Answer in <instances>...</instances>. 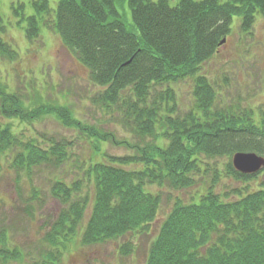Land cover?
<instances>
[{"label": "trees", "instance_id": "obj_1", "mask_svg": "<svg viewBox=\"0 0 264 264\" xmlns=\"http://www.w3.org/2000/svg\"><path fill=\"white\" fill-rule=\"evenodd\" d=\"M14 12L21 15L30 44L39 43L46 30L60 37L97 89L93 102L119 115V123L131 126L142 141L131 146L133 154L112 156L101 146L119 145L113 134L84 126L64 106H36L31 96L27 105L26 96L0 77L2 118L30 131L35 122L52 116L93 140L100 157L72 162L73 145L16 134L10 124L0 123V156L17 151L10 169L29 179L36 169L61 170L72 163L78 170L74 181H50L48 198L57 207L41 216L47 229L43 264H57L73 243L91 247L148 231L163 202L151 192L154 185L202 189L188 202L175 200L146 264H264V181L255 184L264 170L243 175L232 164L237 153L264 157V111L225 103L218 84L201 76L235 19L247 33L264 18V0H18ZM5 32L0 11V61L15 64L20 55ZM187 80L195 83L194 103L182 115L175 87ZM225 176L245 189L232 197L221 192ZM32 194L29 201L45 203L33 188ZM8 239L0 235V264L23 260L19 250L7 247ZM119 251L128 257L134 248L128 242Z\"/></svg>", "mask_w": 264, "mask_h": 264}, {"label": "rangeland", "instance_id": "obj_2", "mask_svg": "<svg viewBox=\"0 0 264 264\" xmlns=\"http://www.w3.org/2000/svg\"><path fill=\"white\" fill-rule=\"evenodd\" d=\"M17 5L18 0H0L1 16L6 27L3 37L20 55V60L15 64L6 60L0 61V77L3 81L10 83L11 88L20 95L21 93L25 95L27 100L31 96L33 105L45 103L64 106L72 118L84 126L94 127L101 133L113 134L119 145L109 143L106 146L102 143L101 146L108 154L119 157L133 154L134 151L133 153L130 151L131 146L142 141L133 134L132 127L123 126L119 123V115H111V112L93 102L92 96L97 89L91 86L88 72L77 57L65 47L57 34L46 30L39 43L30 44L27 41L25 31L21 28V15L18 16L14 12ZM27 13H33L30 6ZM127 16L131 20L130 12ZM240 25L239 20L235 19L227 42L219 48L217 55L202 67L201 76L207 75L212 82L218 84L217 91L223 95L220 98L225 103L263 112L264 18H259L247 33L243 32ZM194 85V80H187L175 87L178 94V110L182 115L188 114L193 106ZM26 104L30 106V101L28 100ZM0 123L10 124L16 134L23 133L38 139L45 135L73 145L72 162L78 161L79 164L92 158L100 159L92 146L93 140L73 129L65 128L52 116L35 122L34 128L31 127L30 131L27 125L1 116ZM16 155L17 151H12L0 156V235L7 234L9 237L7 241L5 240L8 242L7 247L10 250L17 249L23 255L22 261L12 264H43L45 258L40 252H46L42 245L47 229L43 228L45 220H42L41 216H45L44 212L48 211L53 214L57 207L53 200L48 198L50 181L54 179L74 181L78 170L73 168L72 163L61 170L36 169L33 179H29L26 174L10 169V160L12 161ZM262 181L264 173L259 175L255 184ZM219 185V190L224 191L226 195L230 194V197L237 192L236 190L245 189L243 184L226 176ZM32 188L40 193L39 196L45 203L35 204L29 201L33 198ZM201 189L200 185L184 191L166 186L163 188L158 185L152 186L151 192L160 194L163 202L159 219L148 231H140L116 242L91 247L73 243L57 264H146L151 245L175 200L179 198L188 202L190 197ZM90 198L91 200L93 198L92 191ZM40 205H45V208H39ZM128 242L132 243L134 251L130 256L123 257L119 250Z\"/></svg>", "mask_w": 264, "mask_h": 264}, {"label": "water", "instance_id": "obj_3", "mask_svg": "<svg viewBox=\"0 0 264 264\" xmlns=\"http://www.w3.org/2000/svg\"><path fill=\"white\" fill-rule=\"evenodd\" d=\"M227 42L224 39L219 47ZM232 164L235 170L243 175H257L264 170V157L255 153H237L233 156Z\"/></svg>", "mask_w": 264, "mask_h": 264}]
</instances>
